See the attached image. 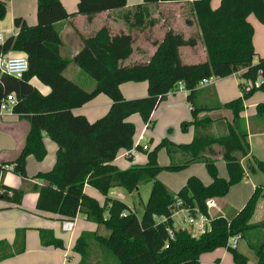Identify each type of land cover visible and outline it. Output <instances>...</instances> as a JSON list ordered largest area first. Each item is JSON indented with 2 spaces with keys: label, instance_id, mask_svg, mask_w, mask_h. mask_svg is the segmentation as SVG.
<instances>
[{
  "label": "trees",
  "instance_id": "16d2710c",
  "mask_svg": "<svg viewBox=\"0 0 264 264\" xmlns=\"http://www.w3.org/2000/svg\"><path fill=\"white\" fill-rule=\"evenodd\" d=\"M142 1L134 8L132 26L136 28L143 26L144 14L149 15L150 7L159 3H183L199 30L206 59L183 64L179 49L195 46L196 39H184L182 34L168 29L156 42V50L147 62L124 65L133 50V36L123 32L111 36L106 27L82 38V47L72 60L61 56L62 44L54 28L56 23L75 15L90 17L123 9L126 0H78L75 13L66 12L60 0H36L35 25H27L22 18L13 20L14 34L6 37L0 54L10 51L24 54L28 70L21 78L0 74V102L8 94L15 96L13 113L28 121L29 132L19 156L10 164L12 172L27 179L26 157L31 155L37 161L46 157L44 136L55 143L53 167L31 177L42 181L41 185H34L36 210L57 215L61 221L74 220L81 215L84 220L94 223L97 231L102 227L108 232L105 236L96 231L78 237L72 249L80 257L77 264H88L86 247L89 239L108 251L117 264H200L203 254L218 248L227 249L236 264H246L247 257L238 252L237 247L228 245L229 239L236 235H240V239L248 238V247L256 256L255 264H264V236L255 243L248 236L252 228L259 226L251 225L250 221L259 199L264 197V186L255 187L238 212L209 218L207 211L209 200L223 198L247 174L237 156L245 157L250 153L246 124L240 114L249 97L255 92L264 93V58L253 63L256 56L253 27L247 19L253 15L264 24V0H221L215 9L210 6L212 0ZM6 2L0 0V20L5 18ZM185 22L191 23L188 19ZM71 62L95 81L93 90L86 91L64 77L63 72ZM238 72H242L240 78L246 82L240 84L241 96L222 106L231 111L232 120L222 121V134H213V120L198 117L208 109L193 105L198 85L203 79L225 78ZM259 75L262 84L255 87ZM34 77L49 87L47 95H42L30 84ZM129 82H146L147 94L125 99L119 87ZM179 83L183 84L187 102L191 105V121L181 124L182 130L193 126L191 142L175 144L164 138L152 149V141L146 147H134L137 127L129 117L138 114L142 122L152 128L151 114L170 92L175 93ZM99 94L107 96L111 102L102 117L90 122L83 115L73 114L74 109ZM256 112L257 117L264 119V103L256 106ZM214 145L221 148L227 179L218 176L213 158ZM162 148L170 158L167 166H160L156 161L157 152ZM132 149L144 154L146 163L119 169L113 163L117 153ZM179 153L182 159L174 162ZM128 160L132 162V157ZM195 163L205 166L211 178L208 185L191 176L178 192L171 193L158 180L164 170L179 171ZM5 166L0 165V172ZM247 171L264 174V161L254 158ZM148 182L152 186L140 216L122 201L109 197L113 188L120 187L132 193ZM86 185L104 197L102 204L84 193ZM22 198V191L0 184V200L20 205ZM175 199L181 200L193 215L196 210L210 219L204 233L193 236L187 229L175 227L171 216ZM168 230H172V237ZM39 237L43 247L64 249L63 242L49 231H40ZM24 248V230H17L12 247L0 241V261L21 254Z\"/></svg>",
  "mask_w": 264,
  "mask_h": 264
},
{
  "label": "crops",
  "instance_id": "0c3cea01",
  "mask_svg": "<svg viewBox=\"0 0 264 264\" xmlns=\"http://www.w3.org/2000/svg\"><path fill=\"white\" fill-rule=\"evenodd\" d=\"M220 1L212 0L210 3L211 8H217ZM60 2L66 12L75 13L78 0H60ZM142 3V0H126V7L123 9L101 12L90 17L75 15L67 20L56 23L54 28L62 44L60 50L61 56L72 60L82 47V38H88L100 28L106 27L111 36L122 32L131 33L133 36V50L129 58L123 63L124 65L147 62L156 50V42L162 39L168 29L182 34L184 39H191L193 37L196 39L195 46H185L179 49L183 64H195L206 59L204 47L199 39V30L194 23L192 15L183 3H159L156 6L150 7L149 15L144 14L142 20L144 22L143 26L141 25L136 28L132 26L135 22L133 18L134 8ZM15 18L24 19L29 26L35 25L37 20L36 0H7L5 18L0 20V32L5 37L14 34L13 20ZM187 19L191 21L190 24L185 22ZM247 20L253 27L252 43L256 53L253 63L255 64L258 58H264V24L260 23L253 15H250ZM150 21H154V23L152 24ZM5 54L9 57H18L22 53L10 51ZM241 74L242 72H238L225 78H211L210 83L199 87L196 91L193 105L198 108L208 109V111L199 113L198 117L199 119L209 117L213 120V134H222L224 130L222 121L232 120L231 111L222 108V106L241 96L240 84L246 83L241 80ZM63 75L66 79L79 85L86 91H91L95 88V81H88L89 79L85 77L86 74L84 75L80 68L72 62L64 70ZM81 83L86 86H82ZM30 84L42 95H47L50 92L49 87L43 85L35 77L30 80ZM119 89L125 99L141 98L147 94L146 82L124 83L120 85ZM260 103H264V93L255 92L244 102V110L240 114V117L246 124L250 153L245 157H240L239 154L237 156L240 158V163L247 173L242 182H249L247 187L248 194L243 196V200L239 206L232 202L231 199L226 200L227 203L220 202L222 198L211 200L215 206L213 207L214 209L207 208L209 218L219 215H230L240 211L244 207L245 200L251 196L255 187L264 186V180L262 182H253L249 178L250 175L264 176L263 173L258 171L249 173L247 171L248 166L253 164L254 158L264 161V119L257 117L256 112V106ZM110 104V99L107 96L99 94L93 100L80 108L74 109L72 112L75 115H83L88 121L93 122L108 111ZM190 111L191 105L187 102V92L179 91L168 94L151 114L150 120L154 123L152 128L149 129L142 122L138 114L132 115L129 117V121L137 127L134 147L137 145L146 147L152 141L150 145V149H152L164 138L175 144L190 143L194 134L193 126H188L186 130L181 131V124L191 121ZM28 132L29 123L26 119L19 118L16 114L0 115V165L10 166L17 159L24 147ZM139 136H142V140L140 141ZM43 143L47 154L42 161H37L31 155L26 157L25 170L27 179L20 178L12 170L4 169L0 172V184L23 192L20 205L0 200V241H5L12 247L16 239L17 230H24L25 237L24 251L21 254L0 261V264H77L80 261V257L72 251L76 240L82 233H95L97 231V226L94 223L88 222L82 216L80 218L77 215L74 219L73 231L64 232L61 228L62 221L57 215L36 210L37 192L34 190V185H41L42 181L32 180L31 177L39 172L50 170L55 162V143L47 136H44ZM212 150L216 163L218 164L223 161L221 148L214 145L212 146ZM129 157H132V162L128 160ZM176 158L182 159V155L180 153L176 154ZM146 160L144 154L134 149L130 151L120 150L113 163L119 169L125 170L133 164L143 165L146 163ZM201 178L204 184L211 182V179L207 180L202 176ZM116 189L113 188L109 192V197L111 193L114 195ZM178 190L173 192H177ZM84 193L97 200L100 204L103 203L104 197L95 188L86 185ZM115 199L126 204L120 197H115ZM217 202H219L218 208ZM259 203L260 199L254 215L259 212ZM213 210H215L214 213ZM177 216H180L181 220L183 214ZM196 220L198 221L197 226L200 223L205 227L209 226V223L203 221L200 215L197 216ZM263 220L264 218L259 221ZM40 231L51 232L55 239L63 242L64 249L41 246ZM100 232L101 228L98 229L97 234H101ZM220 249L218 248L213 252L203 254L200 257V264L203 262L202 258H204L206 264H223L222 259L227 258V255L224 252L223 256H220ZM226 251L228 252L227 249ZM238 252L240 251L238 250Z\"/></svg>",
  "mask_w": 264,
  "mask_h": 264
},
{
  "label": "rangeland",
  "instance_id": "374dc122",
  "mask_svg": "<svg viewBox=\"0 0 264 264\" xmlns=\"http://www.w3.org/2000/svg\"><path fill=\"white\" fill-rule=\"evenodd\" d=\"M85 77L87 79H89L88 81H92V79L89 78L87 75H85ZM81 85L86 86V85H83L82 83H81ZM181 131H182V129H181ZM156 161H157L158 165H160V166H167L169 164L170 158L167 155V152L165 149L162 148V149L158 150L157 155H156ZM174 162H180V161L178 158H175ZM216 167H217L218 176L221 178L227 179L228 175H227V171L225 168V163L223 161L219 162L218 164L216 163ZM192 172H194V173H192ZM192 175H194L199 180H201L202 183H203V180H202L201 176L205 177V179H207V180L211 179L209 174L206 171L205 166L201 163H195V164H190L186 168L179 170V171H166V170H164L158 176V180L168 189L169 192L176 193L173 191L178 190L183 185H185L187 179L190 178ZM260 177H262V178H260ZM260 177L257 175H250L249 178H250V181H253V182H262L264 180V176L261 175ZM208 184H204V185H208ZM248 185H249V182H240L239 184L234 185L232 188H230L228 193L222 198V200L220 202L227 203L226 200L231 199L232 202H234L235 204H238V206H239L241 204V201L243 200V196L248 194L247 193L248 192V188H247ZM151 186H152L151 182L141 184L138 187V190H135L132 193H129L125 189L118 187L115 190L114 195L111 193L110 197H112V198L120 197L121 199H123L126 202V204L128 205V207L130 209H133L136 212L137 216H140L142 214V211H143V205L145 204V202L147 201V199L149 197ZM247 199H248V197H247ZM247 199L245 200V203H246ZM245 203H244V205H245ZM216 204H217V208H218L219 202H217ZM214 206H215V204H212V206L210 208H213ZM258 209H259V212H257L258 214L254 215V217L251 218L252 221H250V224L253 226L254 225H259V226L256 228H252V230H250L248 232L249 238L254 243L257 240L262 239V237L264 236V220L259 221V220H262V218H264V198L260 199ZM214 211L215 210H213V213H214ZM79 217L81 218V215H79ZM256 221H259V222H256ZM174 225L178 228H185L186 227L185 224L181 223L180 216L174 217ZM100 228H101V232H100L101 234H99V235H108V232L104 228H102V227H100ZM191 232H192L193 236H198L200 234L197 224L193 225ZM237 246H238V250L245 257H247L246 264H255L256 256H255L254 252L248 247V238L240 239ZM86 252H87L88 264H117L115 258H113L110 255V253L108 251H106L104 248L98 246L94 240L89 239L87 241ZM224 252L226 253L227 258L222 259L223 264H236L233 261L231 254H229L225 248L220 249L219 255L223 256ZM216 256H218V255H216ZM220 258H222V257H220ZM202 260H203L202 264H206V262L204 261V258H202Z\"/></svg>",
  "mask_w": 264,
  "mask_h": 264
},
{
  "label": "built area",
  "instance_id": "2783aa9c",
  "mask_svg": "<svg viewBox=\"0 0 264 264\" xmlns=\"http://www.w3.org/2000/svg\"><path fill=\"white\" fill-rule=\"evenodd\" d=\"M5 35L0 32V48L2 47V45L5 42ZM28 70V60L26 58V56L24 54H21L18 57H9L6 56V54L1 53L0 54V74L1 75H8V76H13L16 78H21ZM211 79H203L199 85L198 88L201 86H204L208 83H210ZM262 84V79L260 77V75L258 76V79L256 80V82L254 83L255 87H258ZM179 91H185V88L183 86L182 83H179L175 93L179 92ZM172 92H170L169 94H171ZM16 103V99L15 96L13 94H8L6 97H4L1 102H0V115L2 114H7V115H12L13 113V107ZM142 140V136H139V141ZM5 170H12L13 166H5L4 167ZM213 204V202H211V200H209L207 202V208L211 207ZM131 211H134L133 209H131ZM195 215L192 214V212L190 211L189 208H186L183 206V203L181 200L179 199H175L173 206H172V219L179 215V214H183L182 216V223L186 225V227L184 229H187L190 233L191 229L193 227V225L197 224V216L200 215L201 218H203V221L209 223L210 219L207 218L206 216L202 215L201 213L197 212L196 210H194ZM124 215V213L122 214V216ZM198 225V224H197ZM61 228L64 232H72L74 229V220H64L61 223ZM199 232L200 234L204 233L208 227H205L203 224L200 223V225L198 226ZM168 234L170 235V237L173 236L172 234V230H168ZM240 240V235H236L232 238L229 239L228 245L232 248H236L238 245V242Z\"/></svg>",
  "mask_w": 264,
  "mask_h": 264
}]
</instances>
